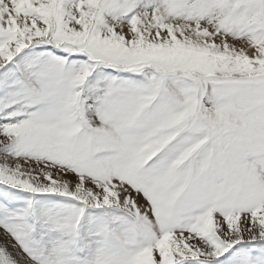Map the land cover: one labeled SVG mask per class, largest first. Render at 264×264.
<instances>
[{"label":"snow or ice","instance_id":"1","mask_svg":"<svg viewBox=\"0 0 264 264\" xmlns=\"http://www.w3.org/2000/svg\"><path fill=\"white\" fill-rule=\"evenodd\" d=\"M0 264H264V0H0Z\"/></svg>","mask_w":264,"mask_h":264}]
</instances>
